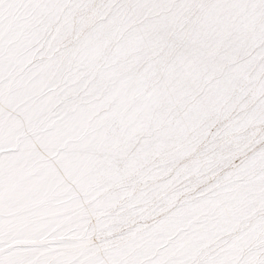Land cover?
<instances>
[{"label": "snow or ice", "instance_id": "6c2138e0", "mask_svg": "<svg viewBox=\"0 0 264 264\" xmlns=\"http://www.w3.org/2000/svg\"><path fill=\"white\" fill-rule=\"evenodd\" d=\"M0 264H264V0H0Z\"/></svg>", "mask_w": 264, "mask_h": 264}]
</instances>
